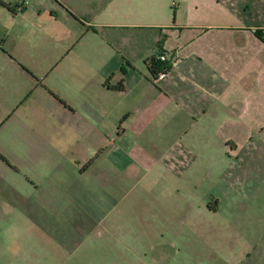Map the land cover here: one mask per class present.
I'll use <instances>...</instances> for the list:
<instances>
[{"label":"rangeland","instance_id":"1","mask_svg":"<svg viewBox=\"0 0 264 264\" xmlns=\"http://www.w3.org/2000/svg\"><path fill=\"white\" fill-rule=\"evenodd\" d=\"M0 1L52 7L53 28L72 43L57 61L14 62L0 27V264H264L263 134L171 157L162 146L200 144L181 135L155 147L121 135L123 122L91 142L61 103L86 101L110 64L130 70L122 56L157 52L160 26L177 12L189 20L186 0ZM252 11L248 21L264 25V11Z\"/></svg>","mask_w":264,"mask_h":264},{"label":"crops","instance_id":"2","mask_svg":"<svg viewBox=\"0 0 264 264\" xmlns=\"http://www.w3.org/2000/svg\"><path fill=\"white\" fill-rule=\"evenodd\" d=\"M186 2L181 10L189 14L190 21H182L184 16L179 18L177 12L173 23L160 26L163 38L158 46L179 58L164 78H154L150 73L146 60L156 52L146 49L134 59L121 57L130 70L121 72L116 65L107 66L98 74L97 89L82 104L73 105L70 95L62 96L65 111L79 115L77 136L103 141L114 135L117 122H123L121 135L134 133L155 147L191 135L189 142L200 145L186 149L180 144V149L173 146L171 150L162 146L161 153L171 151V157L197 158L202 148L205 155L210 154L215 143L225 144L221 150L227 152L231 139L244 144L254 135H264V25L255 19L249 22L246 14L251 8L252 14L264 11V0ZM0 3L1 35H10L3 50L14 62L34 57L57 61L67 52L72 43L68 32L53 28L59 15L52 7H7ZM90 22L85 20L87 25ZM22 46L24 50L18 52ZM137 61H143L146 69L138 72ZM48 70L40 66L36 72ZM120 83L124 89H115ZM102 123L113 131L99 130Z\"/></svg>","mask_w":264,"mask_h":264},{"label":"trees","instance_id":"3","mask_svg":"<svg viewBox=\"0 0 264 264\" xmlns=\"http://www.w3.org/2000/svg\"><path fill=\"white\" fill-rule=\"evenodd\" d=\"M164 52L167 53V51H165L161 46H159V50L146 60L148 69L154 78H156L160 72L170 69V65L168 64V62L162 61L159 58L160 55ZM114 88L117 90H123L124 85L123 83H120Z\"/></svg>","mask_w":264,"mask_h":264},{"label":"built area","instance_id":"4","mask_svg":"<svg viewBox=\"0 0 264 264\" xmlns=\"http://www.w3.org/2000/svg\"><path fill=\"white\" fill-rule=\"evenodd\" d=\"M26 2H27V0H26ZM160 60H162V61H166V62H168V64L170 65V69L172 68V67H174V66H176L177 64H178V62H179V58H178V56H176V55H174V54H172V53H169V52H164V53H162L161 55H160ZM170 69H168V70H165V71H162V72H160L159 74H158V79H162V78H164L166 75H167V72L170 70Z\"/></svg>","mask_w":264,"mask_h":264}]
</instances>
